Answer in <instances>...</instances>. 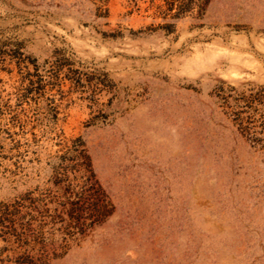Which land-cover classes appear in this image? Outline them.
Instances as JSON below:
<instances>
[{"label": "rangeland", "instance_id": "1", "mask_svg": "<svg viewBox=\"0 0 264 264\" xmlns=\"http://www.w3.org/2000/svg\"><path fill=\"white\" fill-rule=\"evenodd\" d=\"M160 3L0 0V264H264V0Z\"/></svg>", "mask_w": 264, "mask_h": 264}, {"label": "trees", "instance_id": "2", "mask_svg": "<svg viewBox=\"0 0 264 264\" xmlns=\"http://www.w3.org/2000/svg\"><path fill=\"white\" fill-rule=\"evenodd\" d=\"M161 1H162V3L155 6L158 9V11H163L165 13H168L171 10H175L174 14L172 15V17L174 18V17L180 16L182 13H184L186 11H190L193 8V5L196 4V2L199 0H161ZM0 70H5V69L0 68ZM7 71L11 72V70H7ZM27 74L29 76H33V74L30 72H27ZM25 78H27V77H24V76L21 77L19 87L16 88V91L14 93L15 97H17L18 100H20V101H22V99L24 97H26L27 94L32 91V86L36 83L31 78H27V81ZM24 82H26V85H23ZM1 106L10 107L6 103L2 104ZM14 116L19 117V114H16ZM7 130L8 129H6V131ZM8 135L10 136L11 134H9V132H8Z\"/></svg>", "mask_w": 264, "mask_h": 264}]
</instances>
